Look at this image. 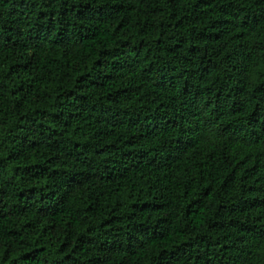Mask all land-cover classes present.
<instances>
[{
	"label": "trees",
	"instance_id": "obj_1",
	"mask_svg": "<svg viewBox=\"0 0 264 264\" xmlns=\"http://www.w3.org/2000/svg\"><path fill=\"white\" fill-rule=\"evenodd\" d=\"M0 264H264V0H0Z\"/></svg>",
	"mask_w": 264,
	"mask_h": 264
}]
</instances>
